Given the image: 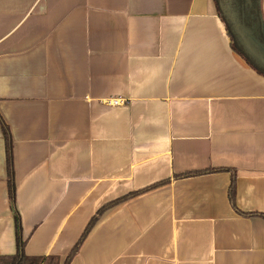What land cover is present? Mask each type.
I'll list each match as a JSON object with an SVG mask.
<instances>
[{"label": "crops", "instance_id": "obj_1", "mask_svg": "<svg viewBox=\"0 0 264 264\" xmlns=\"http://www.w3.org/2000/svg\"><path fill=\"white\" fill-rule=\"evenodd\" d=\"M16 214L56 264L96 218L70 264H264V76L213 0H0V257Z\"/></svg>", "mask_w": 264, "mask_h": 264}, {"label": "trees", "instance_id": "obj_2", "mask_svg": "<svg viewBox=\"0 0 264 264\" xmlns=\"http://www.w3.org/2000/svg\"><path fill=\"white\" fill-rule=\"evenodd\" d=\"M218 14L222 18L225 24L228 36L230 38L231 46L233 50L238 53L246 63L252 67L260 75L264 76V63L254 57L248 51L243 42V38H248L251 43L256 46L260 53L264 55V18L262 14V0H213ZM243 37V38H242ZM5 134L8 141L9 151V170H10V195L12 203L14 204V180L12 170V160L10 155V134L8 128L5 126ZM226 169H210L202 172L188 173L186 176L195 174H204L217 171H224ZM232 181L230 187V200L234 202L235 198V185ZM126 198L116 200L99 211V214H103L107 209L116 206ZM16 216L17 229H18V252L14 256L0 257V264H56V259L49 258H36L32 259L24 254V243L20 240V218L18 214ZM93 219L90 226L67 256L63 264H70L75 255L77 254L82 242L86 238L91 226L96 222Z\"/></svg>", "mask_w": 264, "mask_h": 264}, {"label": "water", "instance_id": "obj_3", "mask_svg": "<svg viewBox=\"0 0 264 264\" xmlns=\"http://www.w3.org/2000/svg\"><path fill=\"white\" fill-rule=\"evenodd\" d=\"M243 42L247 47L248 51L250 52V54H252L258 60L264 63V55L259 52L258 48L254 46L248 38H243Z\"/></svg>", "mask_w": 264, "mask_h": 264}, {"label": "built area", "instance_id": "obj_4", "mask_svg": "<svg viewBox=\"0 0 264 264\" xmlns=\"http://www.w3.org/2000/svg\"><path fill=\"white\" fill-rule=\"evenodd\" d=\"M125 103V101H123L122 99H110L108 101V104L111 106H121Z\"/></svg>", "mask_w": 264, "mask_h": 264}]
</instances>
